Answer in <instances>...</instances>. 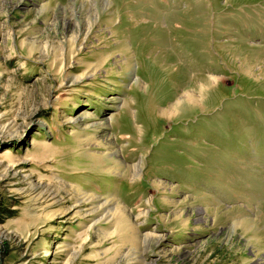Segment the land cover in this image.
<instances>
[{
    "label": "rangeland",
    "instance_id": "374dc122",
    "mask_svg": "<svg viewBox=\"0 0 264 264\" xmlns=\"http://www.w3.org/2000/svg\"><path fill=\"white\" fill-rule=\"evenodd\" d=\"M0 264H264V0H0Z\"/></svg>",
    "mask_w": 264,
    "mask_h": 264
},
{
    "label": "bare ground",
    "instance_id": "6f19581e",
    "mask_svg": "<svg viewBox=\"0 0 264 264\" xmlns=\"http://www.w3.org/2000/svg\"><path fill=\"white\" fill-rule=\"evenodd\" d=\"M174 105H175V108H177V107H179V108L182 107V105H183V94L180 95V96L176 99ZM170 106H171V104H170ZM170 109H174V108H170ZM170 112H172V111H170ZM82 114H84V113H82ZM113 154H115V153L110 154L111 157H112V156L114 157ZM117 160H118V159H116L115 161H117Z\"/></svg>",
    "mask_w": 264,
    "mask_h": 264
}]
</instances>
